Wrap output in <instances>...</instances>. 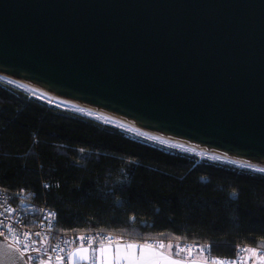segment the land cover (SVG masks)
Returning a JSON list of instances; mask_svg holds the SVG:
<instances>
[{"label":"water","instance_id":"obj_1","mask_svg":"<svg viewBox=\"0 0 264 264\" xmlns=\"http://www.w3.org/2000/svg\"><path fill=\"white\" fill-rule=\"evenodd\" d=\"M0 76L264 167V0H0Z\"/></svg>","mask_w":264,"mask_h":264},{"label":"trees","instance_id":"obj_2","mask_svg":"<svg viewBox=\"0 0 264 264\" xmlns=\"http://www.w3.org/2000/svg\"><path fill=\"white\" fill-rule=\"evenodd\" d=\"M0 194L56 213L54 234L264 254V172L167 147L0 79ZM201 253V252H200Z\"/></svg>","mask_w":264,"mask_h":264},{"label":"built area","instance_id":"obj_3","mask_svg":"<svg viewBox=\"0 0 264 264\" xmlns=\"http://www.w3.org/2000/svg\"><path fill=\"white\" fill-rule=\"evenodd\" d=\"M55 223L56 213L53 210L45 207L34 208L21 200L12 202L0 194V237L16 247L28 264H38L42 259H46L49 264H69L66 257L74 248L92 249L108 245L109 242L114 245L124 241L123 237L101 231L79 233L72 237H57L54 234ZM37 236L44 244L36 239ZM81 237L83 239H80ZM176 246L177 252L183 253L184 257L191 261L200 260L199 257L204 258L201 254L205 250L197 244ZM247 256H251V264H257L264 254L259 250L244 248L233 263H239ZM208 261L213 260L210 257Z\"/></svg>","mask_w":264,"mask_h":264},{"label":"bare ground","instance_id":"obj_4","mask_svg":"<svg viewBox=\"0 0 264 264\" xmlns=\"http://www.w3.org/2000/svg\"><path fill=\"white\" fill-rule=\"evenodd\" d=\"M0 79L2 80H5V81H8L10 83H13L7 79H5L4 77H1L0 76ZM17 86H20L22 87L23 89H25L26 91L30 92L32 95H35L36 97L40 98L41 100H44L50 104H54V105H57L63 109H68V110H72V111H76V112H79V113H83V114H86L90 117H94L100 121H102L103 123H106V124H110V125H113V126H116V127H119L125 131H128L134 135H137V136H140L148 141H151V142H156V143H159V144H162V145H166V146H169V147H174V148H177V149H181V150H185V151H188V152H191V153H194V154H197L199 156H202V157H207V158H216L217 160H221V161H226V162H229V163H234L238 166H242V167H246V168H250V169H253V170H257V171H264V167L260 166V165H249V164H246L242 161H237V160H232V159H228L226 157H223V156H219V155H215V154H212V153H209L203 149H200V148H196V147H191L189 145H186V144H183V143H178L176 141H172V140H168V139H165L159 135H155V134H151L143 129H140L138 127H135L131 124H128L124 121H121L117 118H114L112 116H109V115H106V114H103V113H100L98 111H95V110H91V109H88V108H85V107H82V106H79L77 104H74V103H71L67 100H63L61 98H58L46 91H43V90H40V89H37V88H34V87H31L29 85H26L24 83H13Z\"/></svg>","mask_w":264,"mask_h":264},{"label":"snow or ice","instance_id":"obj_5","mask_svg":"<svg viewBox=\"0 0 264 264\" xmlns=\"http://www.w3.org/2000/svg\"><path fill=\"white\" fill-rule=\"evenodd\" d=\"M80 239H83L82 237ZM156 246L150 245H137L135 243H129L124 245H118L113 251L111 242H109L107 247H102L99 249L93 250V255L91 257L93 264H96V252L100 253V264H146V259L144 256L145 251L151 252L152 259L147 261V264H180L179 261L171 260L168 255L164 253H156L154 248ZM159 248H163L164 245L160 244ZM123 249V251H121ZM137 249H139L140 256L136 255ZM183 250V249H182ZM88 249L77 250V253L73 256V259H76L77 256L80 259L88 260L90 257L87 255H82L81 252H88ZM246 251V250H245ZM253 255L255 252L253 251ZM261 260L264 261V256H261ZM216 264V262H213Z\"/></svg>","mask_w":264,"mask_h":264},{"label":"crops","instance_id":"obj_6","mask_svg":"<svg viewBox=\"0 0 264 264\" xmlns=\"http://www.w3.org/2000/svg\"><path fill=\"white\" fill-rule=\"evenodd\" d=\"M124 244H129L127 243L125 240L121 243H117V244H114L112 245V249L113 251H115L116 247L118 245H124ZM139 245V244H137ZM142 245H150V246H156L154 248V251L156 253H164L165 255H168L170 257L171 260H176V261H179L180 264H213L211 263L210 261L202 258V257H199L200 260H194V261H191L187 258L184 257V254L183 253H178L177 250L175 249V246H172V245H164L163 248H159L158 246L159 245H155V244H142ZM108 245H100L98 247H95V248H92V249H88V248H84V247H77V248H74L69 254L68 256L66 257V260L69 264H93V261L91 259L92 255H93V250L95 249H99V248H102V247H107ZM83 250V249H88L89 251L84 253V252H81L82 255H87L88 257H90V259L88 260H83V259H80L78 256L76 259H73V256L77 253V250ZM121 251H123V249H121ZM136 255L137 256H140V252H139V249H137V252H136ZM144 256H145V259H146V264H147V261L151 260L152 259V255H151V252L149 251H145L144 253ZM96 257H97V260H96V264H100V253L99 252H96ZM43 261L39 262L38 264H49V262L46 260V259H42ZM233 264H251V256H247V257H243L239 263L237 262H234ZM257 264H264V261H262L261 259L258 260Z\"/></svg>","mask_w":264,"mask_h":264},{"label":"rangeland","instance_id":"obj_7","mask_svg":"<svg viewBox=\"0 0 264 264\" xmlns=\"http://www.w3.org/2000/svg\"><path fill=\"white\" fill-rule=\"evenodd\" d=\"M7 82H8V81H7ZM9 83H10V82H9ZM12 84H13V83H12ZM21 88H22V87H21ZM133 135H134V134H133ZM136 136H137V135H136ZM155 143H156V142H155ZM158 144H159V143H158ZM164 146H166V145H164ZM167 147H169V146H167ZM198 156H199V155H198ZM199 157H202V156H199ZM255 171H257V170H255ZM260 172H262V171H260ZM175 245H177V244H175ZM176 247H177V246H175V249H176ZM41 261H43V260H41ZM41 261H40V262H41ZM43 264H44V263H43Z\"/></svg>","mask_w":264,"mask_h":264}]
</instances>
